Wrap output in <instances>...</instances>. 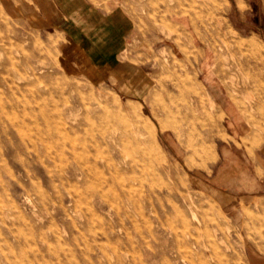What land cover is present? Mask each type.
<instances>
[{"label": "rangeland", "instance_id": "1", "mask_svg": "<svg viewBox=\"0 0 264 264\" xmlns=\"http://www.w3.org/2000/svg\"><path fill=\"white\" fill-rule=\"evenodd\" d=\"M114 2L107 71L0 9V264H264V0Z\"/></svg>", "mask_w": 264, "mask_h": 264}, {"label": "crops", "instance_id": "2", "mask_svg": "<svg viewBox=\"0 0 264 264\" xmlns=\"http://www.w3.org/2000/svg\"><path fill=\"white\" fill-rule=\"evenodd\" d=\"M0 9L36 29L62 35L65 68H79L87 55L93 65L90 69H113L120 64L119 55L134 29L129 12L114 0H0ZM94 54L100 58H92ZM108 54L115 55L114 59L108 61Z\"/></svg>", "mask_w": 264, "mask_h": 264}, {"label": "bare ground", "instance_id": "3", "mask_svg": "<svg viewBox=\"0 0 264 264\" xmlns=\"http://www.w3.org/2000/svg\"><path fill=\"white\" fill-rule=\"evenodd\" d=\"M259 55V54H258ZM206 85V84H205ZM209 101H210V106H211V108L212 109H214V108H216L217 107V103H216V101H215V99H214V97H212L211 95H209ZM142 104V103H141ZM143 110V109H142ZM98 114V113H97ZM96 115V114H95ZM97 117H99V116H97ZM153 117V116H152ZM207 120L203 123V125L205 126V127H210V126H212L213 127V125H214V122H215V120L216 121H220V117L218 116V115H214V116H212V117H209V118H206ZM137 126L141 129L142 127L144 128V129H147L149 132H153L152 131V126L149 124V123H144V120H140V119H138L137 120ZM210 130V129H209ZM104 134V133H103ZM103 134H101V135H103ZM153 135V134H152ZM102 138H103V136H102ZM152 140H154V138L152 139ZM154 142H155V140H154ZM153 144V143H152ZM154 146V145H153ZM151 148V147H150ZM149 148V149H150ZM147 150V149H146ZM155 150V149H154ZM157 151V150H156ZM158 153H159V151H157ZM156 153V152H155ZM161 153V152H160ZM159 153V154H160ZM147 155V154H146ZM151 155V154H150ZM158 155V154H157ZM151 157V156H150ZM153 157H155V156H153ZM121 163V162H120ZM124 164V163H123ZM123 164H121V165H123ZM80 172V171H79ZM67 174V173H66ZM81 174V173H80ZM194 213V212H193ZM194 216V215H193ZM196 220V219H195Z\"/></svg>", "mask_w": 264, "mask_h": 264}]
</instances>
